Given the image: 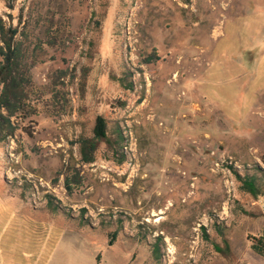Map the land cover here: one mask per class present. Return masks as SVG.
Segmentation results:
<instances>
[{"label":"rangeland","instance_id":"374dc122","mask_svg":"<svg viewBox=\"0 0 264 264\" xmlns=\"http://www.w3.org/2000/svg\"><path fill=\"white\" fill-rule=\"evenodd\" d=\"M0 19L33 64L0 141V264H264V0H0Z\"/></svg>","mask_w":264,"mask_h":264},{"label":"trees","instance_id":"16d2710c","mask_svg":"<svg viewBox=\"0 0 264 264\" xmlns=\"http://www.w3.org/2000/svg\"><path fill=\"white\" fill-rule=\"evenodd\" d=\"M24 30L19 25H10L8 22L0 19V141L9 136H13L17 127L14 118L17 119L18 112L32 111L33 106L29 96L31 85L30 70L33 64H28L24 40ZM152 57H148L146 62H152ZM63 72V71H59ZM90 70L87 67L82 68L80 75V85L84 89L87 83ZM32 113V112H31ZM34 113V112H33ZM30 115V113H28ZM107 139V125L102 117H98L93 135L90 138L82 139L80 142V153L84 163H92L94 155L99 149V145ZM244 191L254 197L262 193L257 185L255 176H240ZM76 175L66 177L65 183L67 189L71 192L73 187L71 183L76 182ZM50 206L54 210L59 207L50 201ZM226 248L228 247L225 241ZM220 250V248H218Z\"/></svg>","mask_w":264,"mask_h":264},{"label":"bare ground","instance_id":"6f19581e","mask_svg":"<svg viewBox=\"0 0 264 264\" xmlns=\"http://www.w3.org/2000/svg\"><path fill=\"white\" fill-rule=\"evenodd\" d=\"M179 37V36H178ZM162 212V211H161ZM161 219V218H160Z\"/></svg>","mask_w":264,"mask_h":264},{"label":"water","instance_id":"95a60500","mask_svg":"<svg viewBox=\"0 0 264 264\" xmlns=\"http://www.w3.org/2000/svg\"><path fill=\"white\" fill-rule=\"evenodd\" d=\"M10 25H11V22H10Z\"/></svg>","mask_w":264,"mask_h":264}]
</instances>
